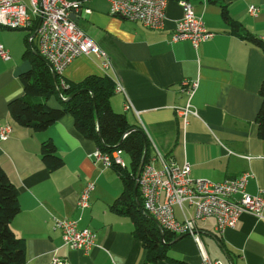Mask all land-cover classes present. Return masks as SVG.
<instances>
[{"label": "crops", "instance_id": "0c3cea01", "mask_svg": "<svg viewBox=\"0 0 264 264\" xmlns=\"http://www.w3.org/2000/svg\"><path fill=\"white\" fill-rule=\"evenodd\" d=\"M181 1L191 4L213 32L211 38L196 46L188 39L171 41L182 16ZM250 5L258 7L255 15L249 13ZM221 6L231 22L222 17ZM109 8L107 0H81V10L75 14L78 28L106 58L79 55L65 67L61 79L77 83L90 75L108 76L115 87H122L111 96V108L143 131L148 162L157 169L159 154L169 164L187 162L191 177L213 182L249 171L252 177L245 191L264 193V140L256 122L264 51L231 27L233 22L241 24V31L264 41V0H168L161 29L112 15ZM29 35L30 29L0 26V44L10 54L7 60L0 57V126L11 127L8 137L0 139V165L18 193L19 212L10 226L24 247V264H51L54 258L63 264H202L204 254L223 264H264V219L248 214L223 234L217 232L215 218L197 220L200 243L189 235L170 233L169 240L161 242L166 256L147 262L133 221L120 211L124 203H117L118 210L111 208L124 191L121 174L113 165L95 162L97 143L76 130L73 116L67 113L39 131L12 118L9 103L23 95L22 74L39 55L35 41L29 46ZM184 80L197 81L192 94L181 85ZM187 103L197 116L190 115L183 126L175 107ZM46 104L61 107L56 95ZM47 140L63 160L55 170H49L41 158V145ZM89 182L94 183L89 205L81 208L78 199ZM175 216L183 219L178 207ZM64 218L76 221L79 229L93 231L89 250L63 244L55 222Z\"/></svg>", "mask_w": 264, "mask_h": 264}, {"label": "built area", "instance_id": "2783aa9c", "mask_svg": "<svg viewBox=\"0 0 264 264\" xmlns=\"http://www.w3.org/2000/svg\"><path fill=\"white\" fill-rule=\"evenodd\" d=\"M112 15L121 16L129 21H138L151 29H161L166 20L168 0H107ZM182 16L174 25L171 41L190 40L194 46L211 38L213 32L206 29L203 20L196 15L191 4L180 2ZM81 0H0V26L9 29L29 28L36 19L33 41L38 51L47 60L52 71L61 74L71 61L81 55L93 53L105 57L93 40L85 35L70 18L72 12H78ZM250 14L255 15L258 7L250 5ZM29 39L32 40V37ZM0 57L9 59L7 49L0 44ZM106 58V57H105ZM188 94H192L197 81H182ZM117 86L116 91L122 90ZM129 105L126 106L128 108ZM183 126L190 115L197 116L196 109L190 104L175 107ZM11 132L9 125L0 126V139H5ZM161 167L157 169L151 162L143 165L137 179L138 190L142 199V210L152 217L159 226L168 232L186 234L200 243L195 222L209 217L216 219V228L223 234L227 228H233L243 214L256 219H264V193L249 194L245 187L251 172L246 171L223 181L213 182L206 178H194L190 175L187 162L181 166L166 163L158 154ZM95 162L104 166L113 164L124 167L119 151L106 153L95 151ZM94 183L89 182L83 188L78 199L81 208L89 205L90 192ZM178 207L183 219L175 216ZM191 210V215L189 211ZM55 225L61 230L63 244L70 249L86 252L94 243L93 231L77 227L76 221L67 218L57 219ZM162 241L163 238H162ZM204 254V253H203ZM51 264H63L54 258ZM202 264H223L220 259H211L204 254Z\"/></svg>", "mask_w": 264, "mask_h": 264}, {"label": "trees", "instance_id": "16d2710c", "mask_svg": "<svg viewBox=\"0 0 264 264\" xmlns=\"http://www.w3.org/2000/svg\"><path fill=\"white\" fill-rule=\"evenodd\" d=\"M221 11L222 17L231 22L224 6H221ZM231 27L233 33L239 34L241 38L264 51V41L241 31V24L233 22ZM33 44L30 42L29 46ZM37 57L33 58V67L22 74L23 95L9 103L12 118L20 125L39 131L70 113L74 118L76 130L85 138L95 140L100 151L112 153L115 149H119L127 153L130 158L128 166L122 168L113 164L121 174L124 191L113 202L111 208L118 210L117 203H124L120 211L133 221L134 235L141 240L146 250L147 262L165 257L162 238L166 242L171 232L162 231L156 221L142 210L138 187L136 197L133 193L136 171L144 146L146 151L144 163L149 160L148 141L140 128L130 125L123 113L115 112L111 108L110 98L116 91L114 83L108 76L96 75L87 76L77 83L64 81L60 75L53 73L44 58ZM62 83L66 86L64 87ZM57 87L60 94L57 92ZM259 94L262 101L256 114L257 133L259 138L264 140V80L261 82ZM52 95H56L61 107H51L46 104V100ZM41 158L49 170H55L63 165L62 158L57 155L53 143L49 140L41 145ZM18 212L17 189L0 165V264L25 263L24 247L10 226L11 220Z\"/></svg>", "mask_w": 264, "mask_h": 264}, {"label": "bare ground", "instance_id": "6f19581e", "mask_svg": "<svg viewBox=\"0 0 264 264\" xmlns=\"http://www.w3.org/2000/svg\"><path fill=\"white\" fill-rule=\"evenodd\" d=\"M80 10H81V8H80ZM79 10V11H80ZM78 11V12H79ZM78 12H76V13H78ZM75 12H72L71 14H74V16H75V14H76ZM70 14V15H71ZM71 18V17H70ZM72 20H74V22L76 23V21H75V19H73V18H71ZM125 19V18H124ZM127 20V19H126ZM37 23H38V20H34L33 21V24H32V26L31 27H29V28H20V29H30V37H32V40L30 39L29 41L30 42H33V30L35 29V27H36V25H37ZM76 25H77V23H76ZM78 26V25H77ZM94 42V41H93ZM36 43V42H35ZM95 43V42H94ZM36 48H37V52L39 53V57H42V58H44L41 54H40V52L38 51V47H37V45H36ZM89 54H93V53H89ZM82 55V54H81ZM76 58V57H75ZM45 59V58H44ZM46 60V59H45ZM47 61V60H46ZM53 73L54 74H57L56 72H54L53 71ZM57 75H60V74H57ZM182 83V82H181ZM62 85L65 87L66 85L64 84V83H62ZM186 90V89H185ZM118 91H120V90H118ZM57 92L60 94V90H59V88L57 87ZM61 96V95H60ZM63 99H65L64 97H63ZM127 105H129L128 103H127ZM129 107H130V105H129ZM128 107V108H129ZM176 112V111H175ZM143 165H144V163H143ZM143 165H142V167H141V170H142V168H143ZM141 170H140V172H141ZM139 175H140V173H139ZM139 177V176H138ZM138 177H136V182H137V179H138ZM137 186H138V183H137ZM152 218V217H151ZM153 219V218H152ZM157 223V222H156ZM158 224V223H157ZM159 225V224H158ZM160 227V226H159ZM161 228V227H160ZM161 230L163 231V229L161 228ZM180 235H186V234H180Z\"/></svg>", "mask_w": 264, "mask_h": 264}, {"label": "water", "instance_id": "95a60500", "mask_svg": "<svg viewBox=\"0 0 264 264\" xmlns=\"http://www.w3.org/2000/svg\"><path fill=\"white\" fill-rule=\"evenodd\" d=\"M71 18L75 19V16L74 14H71L70 15ZM76 20V19H75ZM144 159H145V146H144V151H143V155L141 157V160H140V163H139V166H138V169L136 171V177L139 176V173H140V170H141V167L143 165V162H144ZM136 191H137V182L135 181V184H134V196L136 197ZM137 201V200H136ZM138 203V201H137Z\"/></svg>", "mask_w": 264, "mask_h": 264}, {"label": "rangeland", "instance_id": "374dc122", "mask_svg": "<svg viewBox=\"0 0 264 264\" xmlns=\"http://www.w3.org/2000/svg\"><path fill=\"white\" fill-rule=\"evenodd\" d=\"M121 157L123 158V160L126 163V166H128L129 163V156L126 153H122Z\"/></svg>", "mask_w": 264, "mask_h": 264}]
</instances>
